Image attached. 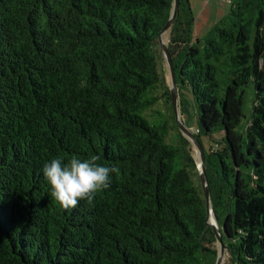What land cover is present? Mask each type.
<instances>
[{"label": "trees", "instance_id": "16d2710c", "mask_svg": "<svg viewBox=\"0 0 264 264\" xmlns=\"http://www.w3.org/2000/svg\"><path fill=\"white\" fill-rule=\"evenodd\" d=\"M172 7L0 0V264H215L192 143L158 65ZM194 26L180 0L168 39L177 86L192 92L197 132L224 133L205 159L226 248L234 264H264V0H232L200 44ZM74 154L118 171L91 202L65 209L41 168Z\"/></svg>", "mask_w": 264, "mask_h": 264}, {"label": "clouds", "instance_id": "9594fccd", "mask_svg": "<svg viewBox=\"0 0 264 264\" xmlns=\"http://www.w3.org/2000/svg\"><path fill=\"white\" fill-rule=\"evenodd\" d=\"M98 155L81 157L57 155L45 160L41 172L50 196L63 208L75 207L79 201L91 202L94 195L109 187L115 165L100 163Z\"/></svg>", "mask_w": 264, "mask_h": 264}, {"label": "rangeland", "instance_id": "374dc122", "mask_svg": "<svg viewBox=\"0 0 264 264\" xmlns=\"http://www.w3.org/2000/svg\"><path fill=\"white\" fill-rule=\"evenodd\" d=\"M207 2H210L209 7H212L214 5H218V2H223L222 0H207ZM225 6H227V10L229 11L231 5L229 3H225ZM212 14H210V17L208 18L209 21L207 23V17H206V13L204 12L203 15L199 18V15L196 14L195 17H193L194 19V23H195V32L197 33L196 35H199L198 33H202V35L206 34L209 28H207V30H204L208 25L210 24V21L212 20L211 18ZM218 21L213 22L211 28L217 24ZM207 31V32H206ZM168 34V33H166ZM204 37V36H203ZM203 37H199L197 38V36H195V41L196 44H200L202 41ZM168 36L165 37L166 41H168ZM158 65L160 68H162V65L164 67V69L167 70V77H168V82L170 84V75H169V68L168 65L166 63V61L162 58L158 59ZM245 91H244V111H245V117L243 118V123L245 124L246 121L248 119L251 118V113H252V108L254 105V101H255V87H254V82H250L247 86L244 87ZM177 95H178V115L181 119V121L184 123L185 127L191 131L196 137L199 138L201 145L204 149L205 154H208L210 152V150L212 149L211 146H214L216 144L217 141L222 139V136H224L223 132H219L216 131L213 133V135H206L205 132L201 131V132H197V130H199L198 128H200V122L197 116V112H196V105H195V101L193 99V95L192 92L190 91V89L185 86V85H179L177 86ZM158 107L160 109H162L164 112H169L171 111V106L170 104L167 105L166 102H164V100H162ZM184 135V134H183ZM185 136V135H184ZM186 137V136H185ZM187 138V137H186ZM169 140L172 142H178L179 141V136L177 134L176 131H172L170 136H169ZM192 155L193 158L196 162L197 168H198V163H199V152L197 151V148L195 147L194 144H192ZM206 157V155H205ZM210 165L209 167L206 166L207 169V174H208V168L209 170H211V173L215 174V171H213L212 167H211V162H209ZM209 179V177H208ZM210 186V183H209ZM225 191V188L221 185L218 192L220 193V197L224 194L223 192ZM210 193H212V189L210 187ZM212 200V199H211ZM213 202V201H212ZM212 207L213 210L215 212V219L218 222L219 225L223 224V220L226 216V213L222 210L221 213L219 214V216L216 215V211L214 209V205L212 203ZM210 221L214 222L213 218L210 217ZM213 246L219 251L220 249V244L219 242L216 241L213 242ZM217 261V259H216ZM215 261V263H216ZM213 262V261H212ZM222 264H234V260H233V256L232 254L229 252L228 248L225 249V253H224V259Z\"/></svg>", "mask_w": 264, "mask_h": 264}, {"label": "water", "instance_id": "95a60500", "mask_svg": "<svg viewBox=\"0 0 264 264\" xmlns=\"http://www.w3.org/2000/svg\"><path fill=\"white\" fill-rule=\"evenodd\" d=\"M180 0H173V7L170 13V17L168 21L164 24L161 31L158 34V40L160 43L161 51L163 54V57L168 65L169 68V75H170V88H171V97H172V103L174 112L176 115L177 123L179 126V129L181 132L191 141L192 144L195 145L197 148V151L199 152V163H198V172L200 176V180L203 186V190L205 193V199H206V206H207V213H208V219L207 224L212 227L217 241L220 244V249L218 251L217 261L215 264H222L224 259V253L226 249V245L223 241V235H222V228L218 224V222L215 219V212L212 207V200H211V193H210V186H209V179L206 169V159H205V152L201 145V142L198 137H196L191 131H189L184 123L181 121L179 115H178V95H177V80H176V71H175V65L172 58V55L170 53L168 43L165 39L166 33L169 34L171 26L176 18L177 11L179 8ZM201 126V124H200ZM210 217L214 219V222L210 221Z\"/></svg>", "mask_w": 264, "mask_h": 264}, {"label": "crops", "instance_id": "0c3cea01", "mask_svg": "<svg viewBox=\"0 0 264 264\" xmlns=\"http://www.w3.org/2000/svg\"><path fill=\"white\" fill-rule=\"evenodd\" d=\"M222 1L223 2H218V5H214L210 8H208L210 2H207V0H188L193 17H195L196 14H198L199 18H200L203 15V13L205 12L206 17H207L206 18L207 23H208V21H209L208 18L210 17V14H212V16H211L212 20L210 21V24L206 25L207 27L204 30H207V28L210 29L213 22L218 21L223 15H225L228 12V11H226L227 6H225V3L227 2L231 5L232 0H222ZM169 34H170V32H169ZM169 34H168V37H169ZM196 34L197 33L195 32V26H194L193 41L195 43H196L195 36H197V38H199V37H203L205 35V34L202 35V33H198L199 35H196ZM167 43H168V41H167Z\"/></svg>", "mask_w": 264, "mask_h": 264}, {"label": "bare ground", "instance_id": "6f19581e", "mask_svg": "<svg viewBox=\"0 0 264 264\" xmlns=\"http://www.w3.org/2000/svg\"><path fill=\"white\" fill-rule=\"evenodd\" d=\"M168 36V34H166V37ZM214 220V219H213Z\"/></svg>", "mask_w": 264, "mask_h": 264}]
</instances>
